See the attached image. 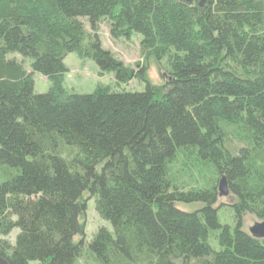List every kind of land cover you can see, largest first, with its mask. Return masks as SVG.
I'll list each match as a JSON object with an SVG mask.
<instances>
[{"label":"trees","instance_id":"16d2710c","mask_svg":"<svg viewBox=\"0 0 264 264\" xmlns=\"http://www.w3.org/2000/svg\"><path fill=\"white\" fill-rule=\"evenodd\" d=\"M103 21L113 39L141 36L135 71L101 48ZM68 54L145 89L68 92ZM221 180L233 227L217 217ZM83 194L111 229L85 246ZM245 215L264 222V0H0L1 260L264 264Z\"/></svg>","mask_w":264,"mask_h":264},{"label":"rangeland","instance_id":"374dc122","mask_svg":"<svg viewBox=\"0 0 264 264\" xmlns=\"http://www.w3.org/2000/svg\"><path fill=\"white\" fill-rule=\"evenodd\" d=\"M86 30L89 31V26L86 19H79ZM109 25L103 21L98 25V39L101 44V48L104 51L109 52L112 57L123 64L125 67L136 70L138 64L140 63L139 57V44L141 42L140 35H132L129 39L119 38L113 39L110 35ZM10 59H15L23 64L24 69L30 72V61L23 59L17 54H11L8 56ZM63 64L67 69V73L64 77L63 88L68 91L78 95H89L93 93L97 86L109 87L112 91H125V92H142L145 89V85L136 80H132L128 83H118L115 84L114 74L108 73L103 70L104 64L102 62H94L91 60H81L75 54H68L63 60ZM148 80L151 85L156 87H161L165 85L166 78L162 75L157 67L154 60H149L148 62ZM34 83V93L37 95L47 93L49 89V83L39 74L33 75ZM228 149L231 152H235L240 146L237 144H228ZM85 201V211L82 217L79 218V224L84 225V246L92 240L95 233L100 228H105L110 231V225L99 219L95 212L94 199H87V194H83ZM235 199L228 195L227 197L217 196V201L215 207L217 208V217L221 225L234 226V211L232 204ZM178 209L185 211H193L197 209L199 205H176ZM257 221L254 217L250 215L243 216L242 219V230L247 233L248 229ZM18 233L17 230L12 231V233L6 237L1 238L8 240L10 243L14 242V238ZM81 238L76 236L73 238V244L79 243Z\"/></svg>","mask_w":264,"mask_h":264},{"label":"water","instance_id":"95a60500","mask_svg":"<svg viewBox=\"0 0 264 264\" xmlns=\"http://www.w3.org/2000/svg\"><path fill=\"white\" fill-rule=\"evenodd\" d=\"M180 2H184L187 5H192L193 0H179ZM223 181H220V186L218 188V196L219 197H227L228 192L223 188ZM247 234L256 240H264V222L254 223L247 231ZM0 264H7L4 260L0 259Z\"/></svg>","mask_w":264,"mask_h":264}]
</instances>
